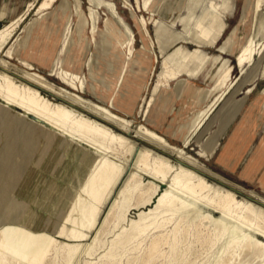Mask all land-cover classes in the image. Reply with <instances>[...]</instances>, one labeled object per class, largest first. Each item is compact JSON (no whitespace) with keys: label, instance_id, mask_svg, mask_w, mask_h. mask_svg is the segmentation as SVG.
Returning a JSON list of instances; mask_svg holds the SVG:
<instances>
[{"label":"rangeland","instance_id":"374dc122","mask_svg":"<svg viewBox=\"0 0 264 264\" xmlns=\"http://www.w3.org/2000/svg\"><path fill=\"white\" fill-rule=\"evenodd\" d=\"M42 1L0 0L2 16L7 19L0 20V79L7 74L22 87L29 84L23 78L25 71L39 74L55 92L34 88L51 102L65 103L114 133L143 144L151 150L150 163L167 158L173 165L169 179L178 171L175 156L143 140L136 131L144 127L169 145L181 147L183 133L190 130L194 115L226 90L227 95L218 100L197 135L182 147L185 156L224 179L206 173L204 177L214 189L231 191L236 200L252 202L264 210V203L242 189L253 190L263 198L264 192L213 166L211 157L205 160L200 156L202 148L197 145H206L220 131L226 107L239 99L240 108L221 132L219 142L234 120L248 112L254 111L257 132L264 131L261 33L251 63L239 65L237 61L253 30L248 0H149L147 4L145 0H51L38 10ZM260 14L264 18V4ZM29 43L34 47L28 49ZM9 50L12 54L7 53ZM41 51L53 52L50 66L41 59ZM62 71L74 78L63 77ZM177 86L184 93L177 95ZM198 87L212 92L208 98L212 100L203 108L208 99L199 100L197 94L204 90ZM62 88L127 120L129 131L70 105L57 92ZM3 102L0 97V104ZM11 110L21 113L17 107ZM28 119L48 130L37 134L41 149H46L43 152L38 142L32 141L33 130L29 129L22 146L17 143L14 148L12 162L0 180V254L7 251L10 262L6 264L230 263L224 253L230 232L216 236L214 228L215 219L221 218L217 207L176 190L164 197L166 187L150 175L141 176L125 160L119 162L97 153L84 143H80V151L89 150L97 156L87 158L76 184L71 185L72 158L67 154L70 143L78 141L46 121ZM3 127L1 121L0 153L6 144ZM110 144L125 155L117 139ZM103 158L107 163L100 164ZM23 160L27 172L22 169ZM172 196L180 210L167 203ZM137 231L140 234L133 237L131 233ZM117 238L123 243L114 244Z\"/></svg>","mask_w":264,"mask_h":264},{"label":"bare ground","instance_id":"6f19581e","mask_svg":"<svg viewBox=\"0 0 264 264\" xmlns=\"http://www.w3.org/2000/svg\"><path fill=\"white\" fill-rule=\"evenodd\" d=\"M49 1L51 0H43L38 6V10L46 7ZM148 1L149 0H145L144 4H147ZM262 4H264V0H248L247 2V9L248 11L251 10L252 12L253 30L247 35L246 41L244 42L245 44L240 50L241 53L237 56L239 65H243L245 62L251 63L256 52V38L260 35V33L264 38V31L262 30L264 27V18L260 14ZM128 50H131V47H129ZM7 53L12 54L10 50L7 51ZM62 73L63 77L65 78H67V76L74 78V75H71L70 73L67 74L65 71H62ZM23 78L27 80L29 84L22 87H20L14 81V79L7 74L3 75L0 79V97L4 101V105L0 104V117L4 124L2 132L4 137H6L5 147L0 153V180H2L5 175V168L12 162L11 159L14 148L16 147L17 143L20 147L22 146L23 140L25 141V139L30 134L29 129L33 130L30 134L32 141H37L41 149L40 138L37 134L39 132L44 133L48 130L42 126H39L33 120H29L28 117L43 120L49 123L51 126L59 128L63 132L69 133L78 141L70 143L72 146H69L70 149L68 150L67 154L72 158L70 173L71 185L76 184V180L80 175V167L85 161H87V158L92 159L93 157L97 156V154L92 155L89 150L86 152L80 151V148L82 147L80 143L87 144L88 146L93 147L97 153H105L108 156L117 159L119 162L125 160L129 165L134 166L141 176L144 174L150 175L152 179L157 181L158 185L163 184L164 187H166V193L164 197L169 196L170 190H176L188 197L195 198L197 200H203L208 205L217 207L221 212V218L215 219L214 221L216 236L223 234L225 230H229L230 232L228 240L224 246V253L228 256V260L230 261L229 264H264V240L262 239L264 238V210L254 206L252 202L245 204L242 201L236 200L235 194L231 191L226 190L224 192L221 190L222 188L214 189V185L210 184L205 178L207 177V173L211 174L216 179L224 181L221 176L197 163L195 159L185 156L182 146H171L162 137L158 136L154 132L149 131L144 127H140L136 132L143 138V140L167 150L175 156V166L177 167L178 171L172 178L169 179V176L167 175L172 170L173 165L167 158L159 157L150 163L148 161V157L151 150L143 144L137 143L132 139L123 136L122 134L114 133L110 128L101 124L96 119L87 117L84 115V113H77L75 109L65 103H53L44 97L36 88H34V86L45 88L52 92H55V90L53 86L42 76L34 72L25 71ZM57 92H59L58 94L63 95L64 99L68 101L67 103L70 105L73 104L74 106L77 105L81 108H84L101 119L118 124L120 127L125 129L126 132L129 131L130 126L128 125L129 123L127 120L111 113L103 106L91 103L79 95L63 88ZM225 93L226 90L215 99L212 105L198 111L194 115V119L190 123L191 126L189 133L183 141L184 147L188 145L191 137L196 134L197 130L212 113L218 100H220ZM12 106L17 107L21 113L11 110ZM56 137H58V135ZM114 139H117L120 146L126 150L125 155H121L118 150L111 146L110 143ZM50 140H48L49 144L51 142ZM44 148L46 149V147ZM55 148L56 147H54V149ZM45 149L44 151L42 149L41 150L45 152ZM59 149L58 151H60ZM52 151L49 153H52ZM43 155L42 157H44ZM51 158L49 159L50 161H52ZM37 159L40 158L38 157ZM26 163L23 160L21 165L22 169L27 172L29 169L25 170L28 168V166L26 167ZM105 163H107V159L103 158L100 164ZM84 164L86 166L87 163ZM115 166L116 165H113L114 168ZM29 178L27 180H29ZM242 190L247 196L255 198L264 203V198L257 195L253 190L244 188ZM175 200L177 199L173 196L170 198L168 197L167 203H169L173 210H180L182 207L176 206L174 203ZM138 234H140L138 231L131 233L133 237ZM122 238H117L114 244H122ZM128 239H130V235ZM6 254L7 251L0 254V264H6L10 262V258ZM11 255L13 256L14 254L11 253ZM16 255H19V253L17 252ZM223 261L224 260H222V262ZM220 263L218 262V264Z\"/></svg>","mask_w":264,"mask_h":264},{"label":"crops","instance_id":"0c3cea01","mask_svg":"<svg viewBox=\"0 0 264 264\" xmlns=\"http://www.w3.org/2000/svg\"><path fill=\"white\" fill-rule=\"evenodd\" d=\"M11 8L14 9L15 7L12 6ZM59 8L62 12H64L60 5ZM15 12H17V10ZM15 12H10V14H13ZM38 17L40 18L41 16ZM0 20H7L2 16L1 8ZM26 38L23 39V43L25 42ZM27 46L28 49L30 46L31 48L34 47V45L31 43H29ZM28 52L32 53V51ZM40 53L42 55L41 59L44 62H47L46 66H50L53 58V52L41 51ZM57 56L58 52L53 59V63L56 60ZM27 60L32 62V59L29 57L27 58ZM21 61L23 62L24 60ZM198 88L204 90L201 94L197 95L200 101L205 102L210 97L212 92L207 88ZM175 89L177 95L184 93L183 89L178 86L175 87ZM226 95L227 93L224 95V97ZM211 98L208 99L205 105L201 108L205 107L212 100ZM239 108L240 99L236 102H233L232 104H229L226 107L225 114L224 116H222L220 131L214 137H212L206 145H203V142L197 144L202 148L201 150L203 154H200V156L204 155L203 157L205 160H208L209 157H211V164L219 170H222L223 172L233 176L236 180H238L245 186L257 187L259 188V190L264 192V131L257 132L256 126L253 122L254 111L244 114L242 118L238 116L237 119L234 120L233 126L226 133L225 137L219 142V138L222 134L221 132L225 130L228 123L233 119ZM124 114L128 116L127 113ZM204 123L201 125V127L204 125ZM201 127L197 130L196 134L191 137L189 143L191 142L193 137L197 135ZM188 133V130L183 133L181 146L183 144L184 138L188 135Z\"/></svg>","mask_w":264,"mask_h":264}]
</instances>
